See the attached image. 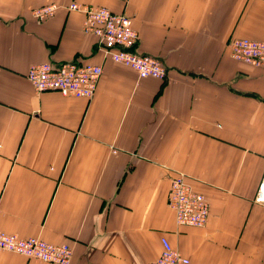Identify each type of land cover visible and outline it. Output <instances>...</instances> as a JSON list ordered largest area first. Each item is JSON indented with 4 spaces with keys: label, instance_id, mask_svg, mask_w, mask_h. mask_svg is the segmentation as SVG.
<instances>
[{
    "label": "crops",
    "instance_id": "0c3cea01",
    "mask_svg": "<svg viewBox=\"0 0 264 264\" xmlns=\"http://www.w3.org/2000/svg\"><path fill=\"white\" fill-rule=\"evenodd\" d=\"M72 2L130 15L166 79L107 58ZM241 37L264 39V0H0V228L70 244L71 264H153L163 236L190 264H264V68L232 57ZM66 60L103 66L91 99L29 82ZM174 173L208 197L204 227L177 223Z\"/></svg>",
    "mask_w": 264,
    "mask_h": 264
},
{
    "label": "built area",
    "instance_id": "2783aa9c",
    "mask_svg": "<svg viewBox=\"0 0 264 264\" xmlns=\"http://www.w3.org/2000/svg\"><path fill=\"white\" fill-rule=\"evenodd\" d=\"M58 6L48 4L34 9L33 16L39 20L52 17ZM68 8L84 14L83 30L97 37L98 49L116 63L131 67L141 78L164 80L167 69L163 61L152 54L137 50L140 33L133 19L125 12H116L105 6L72 2ZM232 57L239 62L264 68V39L235 38L229 43ZM100 64H84L76 60L46 61L31 65L27 78L40 93L59 91L62 95L91 99L103 76ZM255 202L264 204V176L255 195ZM169 206L176 215L177 223L204 227L210 216L208 197L196 190L183 173L170 176ZM162 252L153 264H190L171 241L163 236ZM0 249L24 255L50 264H71L73 248L68 243H52L40 237H20L0 228Z\"/></svg>",
    "mask_w": 264,
    "mask_h": 264
}]
</instances>
